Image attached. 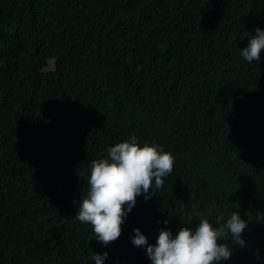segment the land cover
Instances as JSON below:
<instances>
[{"label":"trees","instance_id":"16d2710c","mask_svg":"<svg viewBox=\"0 0 264 264\" xmlns=\"http://www.w3.org/2000/svg\"><path fill=\"white\" fill-rule=\"evenodd\" d=\"M264 0H0V264H149L131 243L238 211L264 264ZM137 137L174 158L102 247L75 219L88 164ZM167 222V223H165Z\"/></svg>","mask_w":264,"mask_h":264},{"label":"clouds","instance_id":"9594fccd","mask_svg":"<svg viewBox=\"0 0 264 264\" xmlns=\"http://www.w3.org/2000/svg\"><path fill=\"white\" fill-rule=\"evenodd\" d=\"M264 49V29L256 27L239 55L245 61L259 63ZM106 156L88 164L86 192L81 196L75 219L90 224L95 239L106 247L121 234V224L136 203V197L149 198V189L161 187L163 177L172 170L175 158L162 146L138 143L137 137L109 145ZM167 223V222H165ZM248 221L238 211L227 217L201 218L195 227L180 226L175 231L160 228L155 242L149 243L139 228H133L131 243L145 247L149 264H221L227 261L232 249L221 238L230 236L241 247L245 240L241 232ZM107 252H92L94 264H104Z\"/></svg>","mask_w":264,"mask_h":264}]
</instances>
